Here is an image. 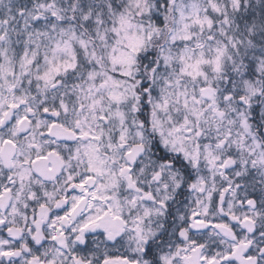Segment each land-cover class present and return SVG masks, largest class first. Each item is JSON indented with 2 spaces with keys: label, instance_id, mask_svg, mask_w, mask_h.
Masks as SVG:
<instances>
[{
  "label": "snow or ice",
  "instance_id": "1",
  "mask_svg": "<svg viewBox=\"0 0 264 264\" xmlns=\"http://www.w3.org/2000/svg\"><path fill=\"white\" fill-rule=\"evenodd\" d=\"M0 264H264V0H0Z\"/></svg>",
  "mask_w": 264,
  "mask_h": 264
}]
</instances>
